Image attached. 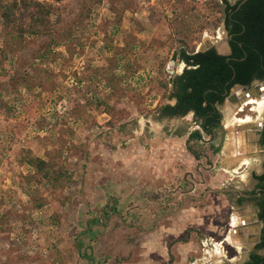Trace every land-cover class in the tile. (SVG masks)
Here are the masks:
<instances>
[{
    "label": "rangeland",
    "instance_id": "obj_1",
    "mask_svg": "<svg viewBox=\"0 0 264 264\" xmlns=\"http://www.w3.org/2000/svg\"><path fill=\"white\" fill-rule=\"evenodd\" d=\"M43 1L53 2L63 23L75 27L51 62L39 64L34 54L46 38L25 41L21 56L0 55V264H145L154 239L129 229L138 213L152 206L153 228L155 219L190 196L182 216L162 222L179 236L157 237L159 257L151 264L176 261H165L164 251L180 242L210 248L227 229L228 199H236L222 190L250 193L252 174L264 163L255 133L236 131L237 120L264 123V113L252 104L238 113L225 101L214 141L204 136L199 142L203 152L211 145L220 151L196 161L186 147L199 129L192 116L163 119L156 109L174 103L160 84L184 69L174 58L183 44L195 52L209 44L226 52L221 22L215 26L220 12L207 0L181 6L180 0ZM40 69L51 72L50 82L42 81ZM20 71L24 78L15 76ZM23 157L48 162L51 179L62 176L41 180ZM138 173L146 185H135L145 180ZM140 189L153 193L146 210L130 197Z\"/></svg>",
    "mask_w": 264,
    "mask_h": 264
},
{
    "label": "trees",
    "instance_id": "obj_2",
    "mask_svg": "<svg viewBox=\"0 0 264 264\" xmlns=\"http://www.w3.org/2000/svg\"><path fill=\"white\" fill-rule=\"evenodd\" d=\"M52 1L59 4L63 0ZM180 1L179 6L184 0ZM240 2L228 6L222 5L220 0L206 1L210 9L221 14L215 26L225 20L227 32L231 37L229 42L231 54L220 55L213 48L195 52L194 47L190 48L183 44L174 58L185 65L184 69L169 81L164 79L160 84L164 89L163 95L174 103L160 105L156 109L158 117L173 119L191 115L199 128L189 134L186 142L188 152L196 161L203 157H207L209 161V153L215 155L220 151V147L211 145L209 153L203 152L204 150H199V142L203 141L204 136L209 137L211 143L214 141L221 129L222 114L219 108L224 104L231 89L236 85L250 87L254 82L264 81V0H246L239 6ZM58 12L59 9L53 2L0 0V39L3 44L0 55L7 57L17 53L21 56L24 50L20 48L25 41L46 38L43 50L36 49L34 54L35 58L40 60L39 64L51 62L53 55H56L54 50L67 46L75 27L74 24L63 23L64 20ZM188 12L185 14L188 15ZM39 72L44 75L41 78L43 82L51 81L49 77L51 72H47L46 69H40ZM7 76L8 72L5 77ZM15 76L24 78V73L20 71ZM88 82L91 84L92 78L89 77ZM4 84L9 85L10 81H5ZM259 145L264 151V128ZM22 162L39 175L41 180L47 181L52 178V168L45 160L39 157L34 159L23 157ZM61 176L62 173L61 175L58 173L51 181L55 182ZM252 178L257 182L256 188L261 189L259 196H253L257 194L254 190L248 193L253 197L249 199L239 197L237 204L241 205L245 201L254 202L263 227L256 251L245 264H264V163L262 173L258 175L253 173ZM226 194L232 195L231 192Z\"/></svg>",
    "mask_w": 264,
    "mask_h": 264
},
{
    "label": "crops",
    "instance_id": "obj_3",
    "mask_svg": "<svg viewBox=\"0 0 264 264\" xmlns=\"http://www.w3.org/2000/svg\"><path fill=\"white\" fill-rule=\"evenodd\" d=\"M138 174L141 177L142 173H138ZM142 176H143V179L145 180L140 179L141 183L140 181L136 180L137 183H135V185L139 184L140 186H142V185L147 184L146 182L149 180L144 178V175ZM149 176H150L149 174H146V177L148 179H149ZM123 179H124V182L129 181L128 178H123ZM256 185H257V182H255L254 188L251 190V192L256 190ZM140 191L133 190L134 193L130 196L132 197L131 200H134L135 203L139 201V204L141 205V207L144 206L143 204L145 202L150 204L148 201H151L150 198L153 193L148 191V193H150L151 195L150 194L147 195L145 194L147 190L145 189L142 190L141 192L143 194L138 193ZM233 193H236V192H233ZM236 194H237L236 199H232L229 201V199L227 198L228 199L227 202L228 203L230 202L229 203L230 206L229 205L228 206L230 207V209H233V212L231 213L227 221V229L226 230L221 229L220 233H218V236H221L220 238H218V243L222 242L223 251L219 250L218 247L214 245H212L210 248H205L204 246L199 247L198 244H195L192 242H189V243L180 242L178 244L173 245L166 251H164L166 253V256L168 255V259L165 258L166 259L165 261H168L169 263L173 257L175 258V260L176 259L177 260L174 261L173 263L170 262L171 264H245L246 262H248L250 255L256 251L255 248L259 244V243L256 244L255 240L256 238H258V235L261 237L262 228L261 230H258L257 228L254 227L256 217H258V209L256 208L254 202L245 201L241 205H238L237 199L242 196L238 193ZM243 194L245 195L243 198H246V199L253 197L252 195H249L248 193H243ZM246 196H249V197H246ZM187 198L188 199L181 198L179 200L180 206L177 210L163 213V216L155 219L153 223V228L148 229V227H150L149 223L152 218V206L148 208L147 210L145 209V206H144L143 208L144 210H146V212L143 213V211H141L140 212L141 217L139 213L137 216V218L138 219L140 218V220L138 221L137 219L136 223L132 224V227L130 228L128 227L129 229L137 228L142 234H145L149 239L152 234V240L154 239V241L152 242L148 241L149 245L147 246H151V247L149 248L147 247V252L145 253V256L148 257L150 260L145 264H151L153 259H154V263H157V258L159 257V255H157V252H156L158 248L157 245L159 244V242L157 241V237L161 238V235L163 234L164 235L163 239L167 241L169 240V238L175 239L177 238V236H179V235H176L177 229L173 228L172 225L163 227L161 224L163 221H165L168 218L174 219V217L182 216L183 212L182 210H180L182 205H184L186 200L188 201L194 200V199H191V196ZM124 199H127V196L123 195L121 200L124 202ZM121 206H123V204H121L120 207ZM115 210H118V209H115L114 207L112 209L113 213ZM122 211L120 212L119 210L117 214H115L118 217H120V219L122 217ZM107 218L109 219L108 216ZM96 223H99V222H95L94 224H92V226H95ZM93 230L94 229H91L90 232H92L94 235L95 231ZM159 230H160V233H159ZM213 240H216V239H213ZM168 253H170L171 256H169ZM136 264H140V263H136Z\"/></svg>",
    "mask_w": 264,
    "mask_h": 264
},
{
    "label": "water",
    "instance_id": "obj_4",
    "mask_svg": "<svg viewBox=\"0 0 264 264\" xmlns=\"http://www.w3.org/2000/svg\"><path fill=\"white\" fill-rule=\"evenodd\" d=\"M240 4L239 6H241L246 0H240ZM238 6V7H239ZM213 44H209L207 47H202L201 49H199L198 51L196 52H204V51H207L209 50L210 48H213ZM216 52L220 55H224V56H228L230 53L228 51H226L225 53H220L216 50ZM169 70L172 71L173 70V63L169 65ZM264 86V81L263 82H256L254 83L251 87H246V86H240V85H236L234 86L231 91L229 92L228 96L226 97L225 101H229V102H232L234 101V96H233V89L234 88H241L242 90L244 91H256L255 93L253 94H256V93H259L260 92V87ZM262 122H257V123H251V124H248V125H244V126H236V131H250L252 133H254V130L255 129H258V130H261L262 129ZM214 192H217L218 190H212ZM223 192H236L238 194H240L242 197H244L245 195L243 193H241L239 190L237 189H224L222 190ZM261 192V189L257 190V194L256 196H259V193ZM246 197H249V196H246ZM254 227L257 228L258 230H261L262 228V223L261 221L258 219V217H256V221L254 223ZM260 241V236L258 235V238H256L255 240V243H259Z\"/></svg>",
    "mask_w": 264,
    "mask_h": 264
},
{
    "label": "bare ground",
    "instance_id": "obj_5",
    "mask_svg": "<svg viewBox=\"0 0 264 264\" xmlns=\"http://www.w3.org/2000/svg\"><path fill=\"white\" fill-rule=\"evenodd\" d=\"M222 52L220 53H223L224 51L221 50ZM264 86L260 87V91H262L261 89H263ZM237 88V87H236ZM235 89V88H234ZM264 91V90H263ZM239 93H233V96H234V99H240V100H244L245 99V94H248L250 95V98H246L244 100V104L242 105L241 107V111L243 110L244 106H247V105H257V110L263 114L264 113V96L261 95V92L259 93H256V94H253L255 93L256 91H244L242 90L241 88H239L238 90ZM252 96V97H251ZM229 102V101H227ZM243 103V102H242ZM229 108V107H228ZM231 108V107H230ZM238 124L237 126H244V125H248V124H251L253 122H250L249 121V118H247L246 120H243V119H240L239 121L237 120Z\"/></svg>",
    "mask_w": 264,
    "mask_h": 264
},
{
    "label": "flooded vegetation",
    "instance_id": "obj_6",
    "mask_svg": "<svg viewBox=\"0 0 264 264\" xmlns=\"http://www.w3.org/2000/svg\"><path fill=\"white\" fill-rule=\"evenodd\" d=\"M221 1V4L222 5H228V6H234V5H236L240 0H220ZM238 8V7H237ZM221 29H222V31H223V35L225 36V38H226V51H228L230 54H231V48H230V45H229V42H230V40H231V37L229 36V34H228V32H227V28H226V23H225V20H222V22H221ZM211 49V48H210ZM213 49H215V48H213ZM216 50V49H215ZM229 54V55H230ZM228 55V56H229ZM184 67H185V65H184ZM254 83H256V82H254ZM253 83V84H254ZM252 84V85H253ZM251 85V86H252ZM250 86V87H251ZM225 102V101H224ZM243 102V103H242ZM231 103H233V104H235V108H236V110L238 111V113L239 112H242V111H244V109L241 111V107H242V105L244 104V100H240V99H234V101H232ZM262 129L261 130H258V129H255L254 130V133H255V135H256V137H257V143H258V145H259V140H260V137H261V132H262V130H263V128H264V123H262ZM260 146V145H259ZM260 148H261V146H260ZM262 149V148H261ZM262 171H263V164H262ZM262 171H261V173H262ZM260 173V174H261ZM254 180V179H253ZM255 181V180H254ZM256 182V181H255ZM257 190H259V188H256V191ZM253 196H256V194H254ZM259 219V218H258ZM257 244V243H256Z\"/></svg>",
    "mask_w": 264,
    "mask_h": 264
},
{
    "label": "built area",
    "instance_id": "obj_7",
    "mask_svg": "<svg viewBox=\"0 0 264 264\" xmlns=\"http://www.w3.org/2000/svg\"><path fill=\"white\" fill-rule=\"evenodd\" d=\"M214 246H217L219 250L223 251V246H222V242H217L215 244H213Z\"/></svg>",
    "mask_w": 264,
    "mask_h": 264
}]
</instances>
